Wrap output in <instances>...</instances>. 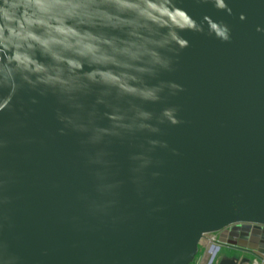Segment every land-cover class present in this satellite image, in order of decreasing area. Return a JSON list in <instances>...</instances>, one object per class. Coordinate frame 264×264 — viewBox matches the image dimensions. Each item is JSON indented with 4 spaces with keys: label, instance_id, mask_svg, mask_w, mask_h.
Masks as SVG:
<instances>
[{
    "label": "water",
    "instance_id": "obj_1",
    "mask_svg": "<svg viewBox=\"0 0 264 264\" xmlns=\"http://www.w3.org/2000/svg\"><path fill=\"white\" fill-rule=\"evenodd\" d=\"M243 225L264 0H0V264H249Z\"/></svg>",
    "mask_w": 264,
    "mask_h": 264
},
{
    "label": "crops",
    "instance_id": "obj_2",
    "mask_svg": "<svg viewBox=\"0 0 264 264\" xmlns=\"http://www.w3.org/2000/svg\"><path fill=\"white\" fill-rule=\"evenodd\" d=\"M213 236L216 237L217 240L220 239L217 234ZM213 236H211L210 239H207L206 244L203 245V251L195 264H210L214 254L211 250L213 246L211 239ZM223 244L236 245L243 250L238 253L239 262L244 261L245 259H250L251 262L249 264H264V232H261V230H253L252 232L247 233L245 237H228ZM234 253V251L223 247L217 253L214 264H219V262L226 256L230 257Z\"/></svg>",
    "mask_w": 264,
    "mask_h": 264
},
{
    "label": "flooded vegetation",
    "instance_id": "obj_3",
    "mask_svg": "<svg viewBox=\"0 0 264 264\" xmlns=\"http://www.w3.org/2000/svg\"><path fill=\"white\" fill-rule=\"evenodd\" d=\"M253 230L260 231L258 228H255V227L241 226L239 228H235L234 230H229L228 233H226L224 236L226 238L229 235L234 234V237L237 235H239V237H242V236L246 235L247 233L252 232ZM261 232H264V227H261ZM235 234H237V235H235ZM230 237H232V236H230Z\"/></svg>",
    "mask_w": 264,
    "mask_h": 264
},
{
    "label": "rangeland",
    "instance_id": "obj_4",
    "mask_svg": "<svg viewBox=\"0 0 264 264\" xmlns=\"http://www.w3.org/2000/svg\"><path fill=\"white\" fill-rule=\"evenodd\" d=\"M243 226H245V227H255V228H258L259 230H261V227H259V226H251V225H243ZM210 238H211V235H208V236H206V237L202 240L201 245H200V252H199L198 257L201 255V253H202V251H203V245H205L207 239H210ZM198 257H197V259H198ZM197 259H196V261H197ZM196 261H195V263H196ZM195 263H194V264H195Z\"/></svg>",
    "mask_w": 264,
    "mask_h": 264
},
{
    "label": "built area",
    "instance_id": "obj_5",
    "mask_svg": "<svg viewBox=\"0 0 264 264\" xmlns=\"http://www.w3.org/2000/svg\"><path fill=\"white\" fill-rule=\"evenodd\" d=\"M211 236H213V235H211ZM216 241H217V238L213 236V238L211 239V243L214 244V243H216Z\"/></svg>",
    "mask_w": 264,
    "mask_h": 264
}]
</instances>
